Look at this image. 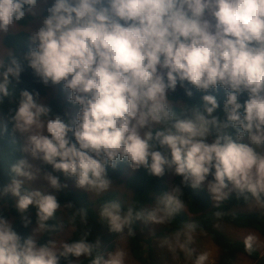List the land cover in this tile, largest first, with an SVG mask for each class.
I'll list each match as a JSON object with an SVG mask.
<instances>
[{
  "label": "clouds",
  "instance_id": "1",
  "mask_svg": "<svg viewBox=\"0 0 264 264\" xmlns=\"http://www.w3.org/2000/svg\"><path fill=\"white\" fill-rule=\"evenodd\" d=\"M38 16L41 23L34 28ZM21 21H28L30 44L23 59L45 86L63 82L69 103L79 106L68 123L39 93L20 91L11 122L23 137L24 153L87 193L108 191L113 182L107 169L127 162L155 177L171 171L192 189L206 185L215 205L232 192L245 200L250 193L251 204L264 210V0H0V34ZM22 71L18 57L0 60V103ZM186 85L204 95L199 106L184 105L178 112L171 96L179 86L191 98ZM219 88L226 92L223 118L214 115L220 105L211 94ZM9 172L0 198H15L25 227L34 207L36 227L24 238L0 213V264H79L100 248L99 240L88 241L87 231L74 242L40 244L39 234L56 231L48 222L61 205L54 194L25 189V181L42 178L56 191L67 185L51 172L41 176L27 158ZM182 197L177 185L144 211H124L109 201L99 217L111 233L127 229L133 236L136 221L170 223L186 209ZM76 214L87 223L86 210ZM186 227L185 239L178 233L162 247L191 252L196 226ZM254 241L245 237L249 252ZM125 256L117 248L107 257L95 256L92 264H125ZM206 260L200 254L196 264Z\"/></svg>",
  "mask_w": 264,
  "mask_h": 264
},
{
  "label": "trees",
  "instance_id": "2",
  "mask_svg": "<svg viewBox=\"0 0 264 264\" xmlns=\"http://www.w3.org/2000/svg\"><path fill=\"white\" fill-rule=\"evenodd\" d=\"M51 0L49 1V4ZM47 5L43 8L46 9ZM28 21H21L18 26L25 27ZM2 46L9 51V54L3 57L5 63L15 56L18 57L23 71L19 83L15 80L9 85L10 95L3 98L0 103V189L10 183L11 173L9 168L12 164L23 158L21 147L16 141L13 131L11 117L14 115L16 102L18 101L19 92L28 90L32 93H39V97L43 98L50 95L48 102L54 112L60 114L66 119V122L71 123L68 115L70 110H79L78 105L69 103L65 97V90L63 83L60 85L49 84L45 86L39 77H37L33 70L28 66L27 62L23 59L25 53L29 50V41L26 32L17 31L15 33H7L1 40ZM191 87L193 96L187 97L184 89L177 87L175 93L171 98L178 101L177 111L179 112L184 105L199 106L201 98L204 93L197 91L194 86ZM53 91V92H52ZM213 95L216 96L220 108L214 115L223 118V104L226 100V92L223 88L212 90ZM247 99V95H241L240 101L243 102ZM71 136V133H69ZM213 137H209L211 141ZM127 162H120L115 169L108 168V176L112 182H118L124 189L131 192V197L127 204L120 203L116 198V193L113 191H106L100 194L93 201H89L84 193L73 191L70 189H62L55 191V196L61 205V217L59 213L48 223L56 226V231L51 233H42L38 235V242L45 244L49 239L55 236L60 228H71L72 231L64 242H74L84 238L85 232H88V241L95 243L100 241V248L93 252L91 257L81 258L79 264H92L93 259L97 255H105L111 252L113 248V241L119 237L121 233H111L107 227L106 221H101L99 212L101 206L109 201H118L124 211L132 207L135 211H144L146 207L154 204L156 199L167 191L165 185L166 175L170 172L166 170L163 177H155L150 175L145 169L140 168L134 170L130 175L120 181L123 170L128 167ZM41 173L51 172L59 178L61 184L64 180L74 182V179L65 177L60 172H54L50 165L44 164L42 161L38 165ZM181 177L174 175L173 186H181L183 190V197L186 203V209L179 213L170 223L164 224L158 230L152 232L146 237L129 236L127 229L124 231L128 239V250L130 256L139 264H158L154 260V240H165L170 236L171 232L174 234L187 231V225L191 222L196 227V232L206 234L209 240L218 248L219 253L214 264H233L237 255H243L249 259L252 264H264V254L260 255L253 248L251 252L246 250L243 241L232 240L228 238L222 231L219 230L218 224H226L235 228H246L255 231L261 239L264 240V210L257 208L251 212H239L238 207L247 205L251 201V194L245 193L248 200L244 196L230 197L227 201L218 205L212 204L210 195L202 187L199 189H192L190 186L181 185ZM211 179V177H209ZM25 189H28L25 187ZM71 203L73 208L64 206ZM84 209L87 213V223H81L79 215L76 214L77 210ZM0 213L7 219H10L16 227L17 232L24 238L31 235V227H36V209L30 206L28 218L31 223L25 227L21 220L20 214L15 209V198L7 195L0 198ZM74 217V218H73ZM138 221L132 227L133 231L138 230ZM185 254L190 255L192 252L184 250ZM60 264H66V261L61 259Z\"/></svg>",
  "mask_w": 264,
  "mask_h": 264
},
{
  "label": "rangeland",
  "instance_id": "3",
  "mask_svg": "<svg viewBox=\"0 0 264 264\" xmlns=\"http://www.w3.org/2000/svg\"><path fill=\"white\" fill-rule=\"evenodd\" d=\"M40 23H41V17L38 16L36 18L34 24H33V27L38 28L40 26ZM17 31H23V32L27 33L28 27H27V25L25 27H20L17 25L12 30H10L8 33H15ZM4 35H6V34H0V60H2V58L9 53V51L7 49H5L1 43V40H2ZM32 46L34 47V45H32ZM69 95H70V90H65L66 99H68ZM49 97H50L49 94L47 96L43 97L45 103L48 102ZM78 111L79 110H70L67 112L70 119H71V123L74 122L76 113ZM14 134H15L16 141H18L20 147L22 148V145L24 143L23 137L16 131H14ZM245 142H247L246 138H245ZM22 153H23V158H27L30 163H32L38 167V165L41 162L40 160H33L29 154L24 153L23 151H22ZM133 171L134 170H132L129 166L126 167L123 170V173H122L121 177L119 178V180L123 181V179L126 178L128 175H130ZM42 175L43 174L41 173V176ZM173 179H174V174H173V172L170 171L166 175V179H165V185L167 187V191H169L173 187ZM25 183H26L25 187H27L28 189L32 188L35 190H39L44 194H55V191H56V190L52 189L48 185V183L45 180H43L42 178L37 179L35 181H31V182L25 181ZM28 184H30V185H28ZM65 184L67 185V187H64L62 189H70L73 191L84 193L89 201H93L95 198H97L100 195V194H95V193H87L86 191L77 188L74 182H71L68 180L63 181L62 185H65ZM201 187L205 191H207L206 185H203ZM108 191L115 192L117 200L122 204H127L130 197H131V192L129 190L124 189V187L121 184H119L118 182H113L112 187ZM235 195H236V192H232L230 197H233ZM210 198H211V196H210ZM211 202H212V204H215V202L212 200V198H211ZM153 206H154V204L147 206L146 210L150 209ZM256 209L257 208L254 205H252L251 202L248 203L247 205L240 206L237 208V210L239 212H251V211H254ZM61 212H62L61 208L58 209L59 219L61 217ZM137 223H138L137 224L138 230L134 231V233L137 234V236H142V237H146L149 234H151L152 232L158 230L160 227L164 226V224L163 225H154V224L145 225V223L143 221H138ZM191 224H193V223H191ZM34 228H35V226L31 227V234H32ZM218 228L228 238H230L232 240H238V241L244 242L245 237H247L248 235L254 236L255 241L253 243V248L258 252L259 256L264 254V240L261 239V237L258 236V234L255 231H253L251 229H246V228H235V227H232L230 225H226V224H222V223L218 224ZM71 231H72L71 228H60L59 232L55 236H53L51 239L56 240L58 243L64 242L65 239H67L69 237ZM186 232L187 231H183V232L179 233V234H181L182 240L185 239L183 234ZM176 236H177V234H174L173 232H171L170 236L167 237V240L175 241ZM191 236H192V242L189 245V248L191 249L192 254H190V255L185 254L184 250L181 251V250L177 249L174 252L170 251L166 246L162 247V244L166 239L165 240L155 239L154 240V246H153L154 260L158 264H196L197 257L200 254L206 253L207 254V260L204 262V264H214L216 259H217L218 253H219L218 248L209 240V238L206 236V234H204L202 232L200 233V232L193 231L191 233ZM117 248L122 249L126 253L125 264H139L129 254L128 239L126 237L125 232L121 233L119 235V237H117L113 241V248H112L111 252L115 251ZM111 252H109V253H111ZM109 253H106L104 256L107 257ZM233 264H252V262L243 255H237Z\"/></svg>",
  "mask_w": 264,
  "mask_h": 264
}]
</instances>
